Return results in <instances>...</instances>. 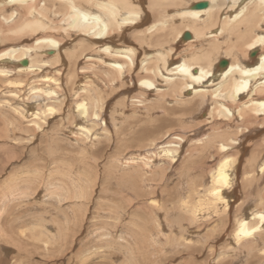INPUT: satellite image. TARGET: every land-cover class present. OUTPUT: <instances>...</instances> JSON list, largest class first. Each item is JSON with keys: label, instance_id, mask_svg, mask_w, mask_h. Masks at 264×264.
Returning a JSON list of instances; mask_svg holds the SVG:
<instances>
[{"label": "bare ground", "instance_id": "1", "mask_svg": "<svg viewBox=\"0 0 264 264\" xmlns=\"http://www.w3.org/2000/svg\"><path fill=\"white\" fill-rule=\"evenodd\" d=\"M0 3V139L12 149L28 147L48 132L51 118L61 123L60 131L46 137L47 160L55 156L46 172L25 164L0 183V219L11 206L48 199L39 204L29 234L21 229L18 237L26 233L43 250L62 252L74 227L84 226L96 190L110 183L119 186L129 207L96 212V224L106 223L93 233L108 240L97 254L111 264H156V258L180 253L182 246L209 248L218 232L230 247L217 254L215 264L244 255L250 256L248 264H264V135L258 145L254 138L264 132V0ZM179 48L184 53L172 57ZM171 60L177 62L174 69ZM214 70L222 74L210 84L213 90L194 93ZM134 81L140 99L130 102V96L106 117L113 94L105 92L123 91L126 98ZM200 113L206 119L195 117ZM217 117L223 120L211 119ZM103 143L106 149L114 143L106 158ZM242 154L254 158L236 192L233 177L238 178ZM72 155L80 159L67 161ZM205 155L210 161L201 166ZM11 156L16 163L19 155ZM170 181L179 187L172 207L158 198ZM6 227L0 222V237L21 249ZM84 256L71 264L96 258Z\"/></svg>", "mask_w": 264, "mask_h": 264}, {"label": "rangeland", "instance_id": "2", "mask_svg": "<svg viewBox=\"0 0 264 264\" xmlns=\"http://www.w3.org/2000/svg\"><path fill=\"white\" fill-rule=\"evenodd\" d=\"M1 4L2 3H0V5ZM74 41H77V39L74 38ZM183 53L184 52L179 48L178 50H176L172 53V57H174V58L179 57ZM139 62H140V60L137 59V63H139ZM137 63L133 68V70H135V71H137V69H138ZM169 64H170L169 65L170 69H174L177 66V62L174 60H171V62ZM225 70H226V68H225ZM214 71H215L213 74L214 77H213V75L212 76L208 75L205 80L202 79L201 84L195 89L194 93L204 92L206 90H208V91L213 90V88H211L210 84L211 83L216 84L218 82L221 74H222V72H218L216 70H214ZM124 81L127 82L126 79ZM262 81L263 80L258 81L257 83H261ZM133 85L135 88L133 89V91L130 94L127 95L126 98L124 97V95L126 93H123V91H120L121 93L120 92H116V93L111 92L109 94L105 92V95H107V96H109L110 94H113L108 98L110 102L107 103V107H106L107 110L105 112L107 114L106 117H108L110 112H112L111 110L114 109L113 106H115V109L120 110V108H122L124 102L130 96L134 97V100L131 97L129 98L130 102L137 101V99H140L139 98L140 84L138 82L134 81ZM206 86H208V87H206ZM212 87H214V86H212ZM194 93L187 94L186 97L190 98L194 95ZM64 110L67 111V108L65 107ZM56 116H58V115H56ZM176 116L179 117L178 114ZM195 117L202 119V120L206 119V116H204L201 113L196 115ZM211 119L223 120L221 117L211 118ZM58 120H59V118H55V117L51 118L49 121V126L46 128V129H48V132L43 133V136L39 134L38 137L36 139H34V141H32L33 143L26 144V145H28V147L25 146L26 148L25 147L19 148L21 146H19L18 148L17 147L15 148V146H14V149H12L10 147V143H6L4 140L0 139V142H1L0 143V183L3 180H5L6 178H8L12 172L17 171L18 169H22L23 165H25V164L29 167H31L34 164L33 166L38 168L37 170H39V171L41 170L43 172H46L47 169H49L52 166V164H54L53 162H55V161L53 158L55 156H53L52 159L47 160V158H48L47 157L48 156L47 155V153H48V139L47 138L50 136V132H55V131L61 130V123ZM191 120H193V119H191ZM186 121H187V125H191V124L193 125V123H190L189 120H186ZM194 122H196V121H194ZM233 122L235 124L238 121L233 119ZM184 124H185V122H184ZM141 126H143V125H141ZM141 126H139V127L141 128ZM218 126H219V124H218ZM109 127L111 128V125ZM223 127H228V125L227 126L222 125L220 127L221 130H223ZM0 128H1V125H0ZM263 135H264V132H262L259 136L254 137L257 145L260 144V142L262 141V139H258V138L260 136H263ZM59 147L64 148V145H59ZM101 147L103 148L102 154L106 158V157L110 156V155H106L107 152H108V154H111L113 152L112 149H114V143L112 145H109L108 149H106L107 148L106 143L101 144ZM247 148L249 149L250 147H247ZM37 152L40 154H38ZM56 153L57 152H54L53 155H60V153H61V155L64 153L67 155L66 151H63V152H60L57 154ZM11 155H15V156L19 155V157L16 159L18 162L17 161H16V163L11 162L12 161ZM25 155H27V156L29 155V157H30L29 160H27L28 162L23 160L24 159L23 157ZM36 155L37 156L39 155L41 157L38 161H34V156H36ZM209 156L210 155H205L204 157H202V159L198 160L199 162L198 161L197 162L200 163L201 166L204 164H207V162L210 161ZM32 158H33V160H32ZM72 158L73 159H71L69 157V159L67 161H70L71 163H73V160L78 161L77 159H80V155H74V156L72 155ZM249 158H250L249 155H246V154L243 155L242 154L241 163L238 167H236L238 169V178L236 180L235 175L233 177L234 182H235V184L233 185V188L236 189V192H239V190H240V187H237V186L240 183V177H241L242 173L245 170H247L248 166L251 164L254 157L250 158L251 161L249 160L250 162L248 163L246 160ZM214 160H215V158H212V161H214ZM23 161L26 163H24ZM104 162H106V160H104ZM175 169H176V172H180V170L177 167H175ZM99 171L101 173L105 172L106 171V165L104 168V164H102L100 166ZM57 173H58V169H57ZM88 174L92 175L94 173L88 172ZM56 183H57V181H56ZM167 185H170V186L165 187V189L163 191V193H165V194L164 195L161 194L158 198H159V200L161 199L160 201H162L161 203L163 205L168 206V207H172L174 205L173 203H176V201L178 200V198L175 194H176V189H178L179 187L178 186L175 187L174 181L173 182L170 181V183ZM166 188H168V189H166ZM170 188L173 191H171ZM119 190H120V188L118 185H116V184L110 185V183L106 186L105 189H103V190L101 189L98 192L96 190V193H98V194L94 198L93 204H91V206H90L89 213L87 214L86 222L85 221L83 222L84 226L82 225V226H75L74 227L73 231H71L73 234L70 235L72 237L69 236L67 238V241L64 242L65 249L62 250V252H60V253L58 252V250L55 251L57 248L56 249L53 248V250L48 248L47 251L43 250L41 248V243L37 244L34 241L26 239V237L28 236V235L26 236V233H24V235H21V237H18V236H20L19 233H20L21 229H25V232H27L29 234V231H26V230L29 229L30 226L33 225V223L38 220L37 216L39 215V212H41L39 204H41L43 206V204L48 201L47 197H45V198H39L38 197L39 199H37V201H34L35 203L32 200V201L27 202L26 204H24L22 202V204L20 203L16 206H11V208L7 209L4 216L1 217L0 222L3 223L4 225L8 226V227H6L7 230H9V231H7V233H8L7 235L10 236L11 239L18 237L17 240L14 241V243L22 245L21 246L22 248L21 249L11 248L10 247L11 245L7 244L8 242L5 243L6 241H3V238L0 237V259L3 260L2 262H0V264H12L13 262H17L16 264H71V260L74 259L77 262H79L77 258H82L87 253H88V255L90 254L91 256L95 253L96 258H93L92 260H89V261L87 260L85 262V264H111L110 258H108V257L105 258L106 256H100L97 254L98 248H100L108 240L99 239L93 233V231H94V228L96 226L100 225L98 223L96 224V219H95L96 212H101V209H103V210L108 209L110 211L115 210L116 205H124V208H129L128 202L126 201L125 198H123L120 195L121 193ZM259 193L261 194V191ZM234 194L232 193L231 197L228 199V202L231 204L232 207L234 206V202L237 200V197ZM166 195H168L167 196L168 199L166 198ZM174 195L176 196V198H174ZM224 197H225V200H227L226 195H224ZM48 205L50 207H48ZM48 205L47 206L45 205L46 206L45 208L48 207L47 209L51 210L54 207L52 203H49ZM42 208H44V207H42ZM61 212H64L66 214L67 211H61ZM60 213H59V216L57 215V218L61 219V218H63V216H61L62 214H60ZM127 213L130 214L129 209H128ZM234 213H235L234 208H231L230 220L232 223L234 222V219H235ZM139 214H141V213L139 212ZM66 216H68V215L66 214ZM104 223H106V222L104 221ZM104 223H101V225H100L101 228L103 226H105ZM101 230H103V229H101ZM198 234H202V233L198 232ZM11 239H10L9 243L12 242ZM229 242H230V240L228 238L223 237L222 232H218L214 239L208 241V245H209L208 247L209 248H205L204 245L200 244V243L198 245H196L195 248H192L193 245L195 244L194 243L191 246V249L189 248V246L185 247V248H184V246H182V248H180V250H181L180 253L171 252L170 254H165L164 256H161L160 259L156 258V261L158 262L156 264H215L217 254H219V252L221 250L229 248L230 247ZM106 243H108V242H106ZM1 244H5L7 246H2ZM211 246H214V247L212 248ZM35 247H37V248H35ZM119 250L123 251L120 248H119ZM191 251L194 253L190 256L189 253ZM248 253H250V251ZM258 254H259V252H258ZM98 256H100L102 259L98 258ZM249 257L250 256L244 255V257L241 258L240 260H237V261L233 260L234 263L231 261H228V260L226 262V260H224L225 258L222 259V257H221V260H224L226 262V264H248V263H246V260L249 261L250 260ZM84 258H85V256H84ZM255 262L258 263V262H260V260H255ZM142 263L147 264V262H142ZM133 264H135L134 261H133Z\"/></svg>", "mask_w": 264, "mask_h": 264}]
</instances>
